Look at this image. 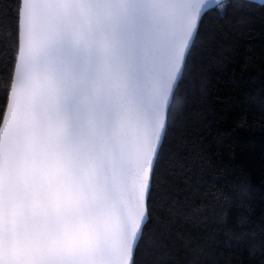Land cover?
<instances>
[{"label": "snow or ice", "instance_id": "obj_1", "mask_svg": "<svg viewBox=\"0 0 264 264\" xmlns=\"http://www.w3.org/2000/svg\"><path fill=\"white\" fill-rule=\"evenodd\" d=\"M202 0H0V264H137L153 184L177 175V95ZM148 242L145 241V247Z\"/></svg>", "mask_w": 264, "mask_h": 264}, {"label": "trees", "instance_id": "obj_2", "mask_svg": "<svg viewBox=\"0 0 264 264\" xmlns=\"http://www.w3.org/2000/svg\"><path fill=\"white\" fill-rule=\"evenodd\" d=\"M202 20L211 39L177 95L166 145L177 175L153 184L137 264H264V5L227 0ZM12 23L0 9V107L14 70Z\"/></svg>", "mask_w": 264, "mask_h": 264}, {"label": "clouds", "instance_id": "obj_3", "mask_svg": "<svg viewBox=\"0 0 264 264\" xmlns=\"http://www.w3.org/2000/svg\"><path fill=\"white\" fill-rule=\"evenodd\" d=\"M260 2L264 3V0H260ZM206 6L216 8L217 11L223 12L225 7V0H202V11L206 10Z\"/></svg>", "mask_w": 264, "mask_h": 264}, {"label": "water", "instance_id": "obj_4", "mask_svg": "<svg viewBox=\"0 0 264 264\" xmlns=\"http://www.w3.org/2000/svg\"><path fill=\"white\" fill-rule=\"evenodd\" d=\"M227 1V0H225ZM244 1H248V2H252V3H255V4H259V5H264V3H261L260 0H244ZM213 9L212 7H207L206 6V10L202 11V17L203 15L208 12L209 10Z\"/></svg>", "mask_w": 264, "mask_h": 264}]
</instances>
